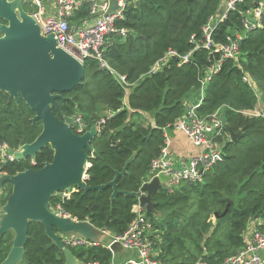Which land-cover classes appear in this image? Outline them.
Instances as JSON below:
<instances>
[{
	"label": "trees",
	"instance_id": "obj_1",
	"mask_svg": "<svg viewBox=\"0 0 264 264\" xmlns=\"http://www.w3.org/2000/svg\"><path fill=\"white\" fill-rule=\"evenodd\" d=\"M223 0H137L128 6L117 22L104 50V57L116 74L131 85L124 101V89L115 78L92 60L83 63L81 84L64 93L54 115H79L86 131L104 123L91 146L97 157L88 162L89 187L106 185L135 153L126 173L117 181L120 192L136 193L149 179L150 165L164 146L163 129L183 117L187 102L198 100V89L208 75V51L195 52L190 61L177 67L171 59L162 71L152 74L155 64L169 51L188 54L202 39V29L216 15ZM240 7L239 10H243ZM87 14V8L82 15ZM242 30L241 17L230 13L214 30L216 41ZM123 31V32H122ZM122 32V33H121ZM247 76L253 87L243 82ZM205 98L198 113L211 115L218 109L234 133L241 131L236 143L223 140V159L201 183L180 184L173 193L163 190L153 196L155 216L146 213L153 227L149 237L156 259L162 264H222L244 245L250 224L264 231V113L248 117L257 104L255 91L264 104V16L261 28L246 34L240 44L238 63L224 61L205 85ZM60 112V116L58 115ZM110 113L111 116L100 115ZM20 100L9 101L0 92V144L18 150L21 143H32L41 133L40 121ZM53 151L46 146L34 158L14 160L1 166L6 175L41 169L51 162ZM33 162V163H32ZM3 198V204L11 193ZM61 193L51 198L52 207L78 222H88L114 237L126 233L134 219L132 207L137 199L119 194L110 200L112 189L74 191L68 198ZM226 215L214 219L215 215ZM212 233L203 243L204 237ZM7 232L0 240V264L7 257L13 240ZM203 243V245H202ZM78 262L111 264L113 253L107 248L68 247ZM19 264H64L63 253L46 236L40 223H30L24 255Z\"/></svg>",
	"mask_w": 264,
	"mask_h": 264
},
{
	"label": "water",
	"instance_id": "obj_2",
	"mask_svg": "<svg viewBox=\"0 0 264 264\" xmlns=\"http://www.w3.org/2000/svg\"><path fill=\"white\" fill-rule=\"evenodd\" d=\"M22 0H0V92L6 93L8 100L19 104L22 100L34 113L32 121H40L42 131L30 144L21 143L17 151L9 153L15 160L34 158L46 146L53 151L51 162L41 169H29L16 175H3L0 190L5 184L11 185V193L1 208L0 240L7 232L13 233L11 249L1 264H19L24 255L30 223H40L46 236L63 253L64 264H77L72 251L65 247L58 234L82 235L87 240L102 244L110 237L88 222L73 221L56 215L50 200L59 193L74 191L87 192L112 189L110 200L119 194L138 199L146 213L158 216L153 196L164 190L167 178L164 175H150L136 193L120 192L117 181L122 177L135 153L125 163L121 172H116L106 185L89 187L86 184L87 164L97 157L91 144L97 137L96 127H91L82 135H75L72 119L62 116L59 120L53 110H58L57 101L62 95L73 91L81 84L85 69L82 63L57 47L52 35L42 36L35 21L23 11ZM116 8L115 0H109V10ZM60 113V112H58ZM230 143L234 144L241 131L234 133L225 124ZM169 136L172 130L165 129ZM226 215V211L214 219ZM213 227L204 237L203 243L212 233ZM202 243V245H203ZM113 253L122 251L120 244L110 246Z\"/></svg>",
	"mask_w": 264,
	"mask_h": 264
},
{
	"label": "built area",
	"instance_id": "obj_3",
	"mask_svg": "<svg viewBox=\"0 0 264 264\" xmlns=\"http://www.w3.org/2000/svg\"><path fill=\"white\" fill-rule=\"evenodd\" d=\"M136 1L115 0L116 8L112 11L109 10V0H22L21 6L23 11L38 25L42 36L52 35L57 47L80 63L83 64L85 60L95 61L101 70L111 74L124 89L123 105L125 106V98L131 85L125 77L114 72L103 52L109 45L111 36L117 33V22L123 19L126 8ZM223 2L224 7L219 18H217ZM223 2L216 15L203 27L202 39L199 42L195 41L193 37L190 39L194 48L188 54L179 56L176 52L169 51L152 69V74L162 71L171 59H177L176 65L180 68L190 61L195 52L200 50L208 51L211 60L208 75L198 89V100L187 102L183 117L172 128L167 127L182 132L197 149V153L189 158L173 157L169 150V136L166 134L165 129L167 128H165L163 129L165 133L164 146L159 156L150 165L148 181L151 180L150 175L153 173H156L157 176L164 175L167 178L164 184V190L167 193H173L183 183H201L205 175L223 159L224 143L220 140H223L226 134L224 133L225 122L221 110L218 109L213 114L206 116L200 115L198 110L205 98V85L211 77L219 71L224 61L238 63L241 41L246 34L261 28V21L264 16V0H223ZM26 6L28 10L25 9ZM85 7L87 14L83 16L82 11ZM240 7L244 9L240 11ZM230 13L238 14L241 17L242 30L226 36L225 42L216 41L213 37L214 30L219 23L227 20ZM242 80L253 87L249 77L245 76ZM255 93L258 99L256 107L252 111L242 112L245 116L258 117L264 113L262 96L257 90ZM260 102L262 103L261 106H259ZM105 116L110 117L111 114L107 113ZM103 123L104 120H101L96 126L97 134L101 131ZM72 131L75 135H82L86 132V124L79 115L73 117ZM10 150L7 145L0 144V179L6 175L2 172L1 166L15 160L14 156L9 153ZM85 177L87 178V175ZM60 196L61 198H68L70 193H61ZM4 197L6 196L4 186H2L0 190V219L2 216L1 208L5 204L2 203ZM53 209L57 216L76 221L64 214L59 205ZM132 213L134 219L124 235L114 237L100 230L110 236L111 241L107 245L92 242L73 234L66 235L64 238L59 236L60 241L67 248L102 245L108 250L112 244L118 243L122 249L134 250L138 254V261H129L127 264H162L156 259L153 244L149 239L153 227L146 218V212L140 206L139 201L132 207ZM77 264L81 263L77 260ZM87 264L99 263L89 262ZM222 264H264V231L252 227L244 236L243 247L234 256L224 260Z\"/></svg>",
	"mask_w": 264,
	"mask_h": 264
},
{
	"label": "crops",
	"instance_id": "obj_4",
	"mask_svg": "<svg viewBox=\"0 0 264 264\" xmlns=\"http://www.w3.org/2000/svg\"><path fill=\"white\" fill-rule=\"evenodd\" d=\"M169 150L175 158H189L197 153V149L188 141L185 135L176 130H172V133L169 135ZM252 227L253 225L250 224L247 233ZM78 236L83 237L82 235ZM109 243L110 241L106 239L103 241L102 245H107ZM129 261H138L137 252L134 250L122 249L121 252L113 253L111 264H127Z\"/></svg>",
	"mask_w": 264,
	"mask_h": 264
},
{
	"label": "rangeland",
	"instance_id": "obj_5",
	"mask_svg": "<svg viewBox=\"0 0 264 264\" xmlns=\"http://www.w3.org/2000/svg\"><path fill=\"white\" fill-rule=\"evenodd\" d=\"M223 7H224V2H223V4L221 5V9H220V11H219V14L217 15V18H219V15L221 14V10L223 9ZM25 9L26 10H28V8H27V6L25 7ZM262 105V103L260 102V105L259 106H261ZM100 115H105L104 113H100ZM7 190H10V188H9V185L8 184H5L4 185V194H5V196L7 197V195H8V191ZM61 238H64V237H66V235H62V234H58Z\"/></svg>",
	"mask_w": 264,
	"mask_h": 264
},
{
	"label": "flooded vegetation",
	"instance_id": "obj_6",
	"mask_svg": "<svg viewBox=\"0 0 264 264\" xmlns=\"http://www.w3.org/2000/svg\"><path fill=\"white\" fill-rule=\"evenodd\" d=\"M58 115L60 116V113H58ZM71 119H72V121H73V117H74V115H72V116H69ZM58 118V117H57ZM59 119V118H58ZM60 120V119H59ZM73 124V123H72ZM71 130H72V127H71ZM73 132V131H72Z\"/></svg>",
	"mask_w": 264,
	"mask_h": 264
}]
</instances>
